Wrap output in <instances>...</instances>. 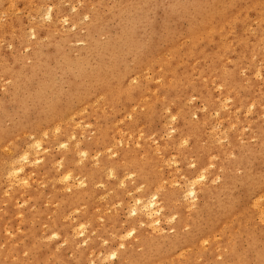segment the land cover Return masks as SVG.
<instances>
[{"label": "bare ground", "instance_id": "1", "mask_svg": "<svg viewBox=\"0 0 264 264\" xmlns=\"http://www.w3.org/2000/svg\"><path fill=\"white\" fill-rule=\"evenodd\" d=\"M2 1L5 2L0 0V5ZM145 2L144 4H147ZM194 2L195 7L190 3L194 7L191 10L189 6L179 9L182 20L187 21V29L179 32L175 24V29L163 46L152 43L150 47L148 46L143 59L129 69L125 70L122 67L113 45L122 41V45L126 46L129 38L134 36L129 25L138 23V19L132 18L120 27L118 33L108 36L100 47L96 46L98 51L94 60L84 63L90 67V73H85L89 75L88 86L92 88V94L79 95L81 83L71 81L67 88L68 96L76 99V105L69 108L66 102L55 108L53 106L46 118L38 120L40 118L35 116L38 121L36 120L28 132L34 138L26 142L24 152L18 153L17 147L13 144L12 132L1 134L0 196L6 197V189L14 187L13 193L6 199L11 208L14 207L15 199H21L24 195L19 189L20 184L24 189L27 185V179L20 176L23 167L25 164L40 161V154L48 147L43 146L46 144L43 139L48 138L47 134L58 135L53 136L46 145L54 143L65 149V142H70L73 134H77L83 128L82 122L91 116L93 124L88 127L94 134L91 143L97 149L108 158L107 152L117 148L116 137L122 142V146L118 150L117 158L111 161L107 176L104 175L102 162L96 167L85 169L83 181L77 183L81 186L77 192L68 193L66 196L62 194L56 208L51 209L48 216L43 212L33 213L27 221L28 230L24 235L27 241L21 242L18 248L11 243L7 244L6 241L5 246L0 248V264H12L14 261L16 264H44L36 243V240L39 242L41 238L35 239V232L31 227L34 222L39 226H45V231H49L52 228L57 229L62 221L61 227L66 226L70 229L71 239L68 247L74 249L77 245L75 240L77 231L80 233L85 225L92 229L96 226L98 218L108 217L107 209H111L114 215L113 225L116 223L118 210L114 209L113 205L117 204L120 209L124 208L123 195L129 196L130 192H134L135 196L132 205L125 206L131 216L128 222L129 229L123 234V230L113 227L115 233L110 236L119 240V245L122 246L125 244L124 237H131L124 253L118 255L121 261L123 260L122 264H204L206 256L210 257L214 264L248 262L264 264L263 157L254 154L256 157L252 169L250 170L251 167L248 171L242 169L244 172L242 171L239 181L244 196L241 200L234 201L235 197L226 193L228 181L234 178L230 176L233 166H236V161L239 162L241 158V155H236L237 151L245 149V155L242 156L251 158L255 153L254 147L251 146L253 143L250 144L253 140L260 141L264 150L262 128L264 74L260 73V70L264 69V0H194ZM6 3L8 8L13 9V0H7ZM32 12L37 14L39 11L35 9ZM141 13L136 15V18H142ZM46 17L47 21L50 20L51 12L48 11ZM142 21L144 22V19ZM105 30L90 24L86 28V37L89 38L93 32L102 33ZM120 32H124L125 36H121ZM133 40H130L131 44ZM85 52H89V49ZM107 60L114 75L103 80L102 62ZM245 64L256 79L263 80L261 87L258 80L253 82L246 77ZM186 89L190 91V97L199 99L202 104V112L198 119L191 118L194 114L191 105L186 108L183 106L186 97L182 92ZM253 105L256 106L255 118L248 122L246 114H249V108ZM161 109L167 112L164 119L174 122L165 120L160 122L159 130L169 136L167 140L157 142L155 136L154 138L149 136L153 130L155 117ZM119 111L131 117V121L123 128L119 122L124 117H121L123 114ZM245 122L247 132L243 131ZM124 128L125 133L121 136V130ZM17 130L16 134L22 133L19 127ZM74 149L73 151L78 150ZM82 154L86 155V152ZM86 158H89V155ZM178 162L192 167L188 177L186 173H182L183 178L180 173L176 174L173 164L176 165ZM68 167L67 165L54 174L46 172L44 174L47 175L46 180L64 183L66 186L64 189H69L73 173L66 169ZM165 167L168 169L167 174L164 171ZM217 173L221 175L222 180L228 178V181L220 187L208 185L213 183L214 178L218 176ZM175 176L182 178L177 187L173 182ZM103 180H108L107 191L112 195L97 201L101 193L95 186L100 184L104 187ZM101 190L103 192L104 189ZM197 198L202 199V205L193 209V201ZM95 208L98 209L97 212L91 211ZM220 209L224 211L220 212ZM161 210H167L169 217H174L169 227L171 233L167 237L161 234V228L158 226L161 220L168 219L164 217L165 215L159 218ZM72 213H79V223L76 225L69 222V219H73L70 218ZM202 224L206 225L205 230L199 229ZM3 233L4 230L0 227V236ZM41 236H44V233ZM92 244L98 246L97 243ZM26 254L32 256V262L25 263ZM109 256L113 258L116 254L110 252Z\"/></svg>", "mask_w": 264, "mask_h": 264}, {"label": "rangeland", "instance_id": "2", "mask_svg": "<svg viewBox=\"0 0 264 264\" xmlns=\"http://www.w3.org/2000/svg\"><path fill=\"white\" fill-rule=\"evenodd\" d=\"M4 1L5 2L2 1L3 3L0 5V136L1 134L3 135L5 133L12 132L14 135L13 144L17 147L18 153L24 152L26 149V142L34 138L33 135L28 133L32 125L38 120L46 118L50 114L49 111L53 108V106L55 108L57 105H63L66 102L69 108H72L76 105V99H72V97L68 96L67 88L71 81L75 80L81 83L82 88L79 90V95L88 96L92 94V88L90 89L88 86L89 75L85 73H90V67L88 65L85 66V64L94 60L98 51V47L96 48V46L100 47V44L104 42L108 36L113 35L115 32L118 33L120 31V27L124 24H127V22L132 18L138 19V23L132 26L129 25L131 31H133L132 35L134 33V36L133 38H129V41L126 42V46L122 45V41H118L117 44L113 45V49L118 54L119 59L122 62V67L125 70L129 69L143 59L146 51L152 43H156L157 45L159 44L161 47L164 45V43H166V41L169 40V35L172 34L173 29L179 28V32L184 28L187 29V21L184 19L182 20L179 9H185L189 6L190 8H188L191 10L196 6L194 0H184V2L183 0H148L149 2L147 0H13L14 7L11 9L8 8L6 3L7 0ZM143 1H147L145 2L147 4H144ZM132 2L134 3L130 4ZM190 3L194 4V7L192 4L190 5ZM174 5L175 9H173ZM35 9L39 11L37 14H33L32 12V10L35 11ZM165 9H167V11ZM48 11L51 12V21H47L46 13H48ZM172 11H174V13ZM139 13L143 14L142 18H136V15H140ZM172 13H176L177 15H173ZM145 17H148L147 20ZM143 19L144 22L142 21ZM96 22L100 23L97 24ZM172 23L173 25H171ZM90 24L97 28H105V33L102 32L104 33L105 37H103L102 33L93 32L91 33L92 35L87 38L86 28ZM161 25L165 30H163V27L161 28ZM9 28H11L12 31L11 29L8 30ZM143 29V32H145L144 34L142 32ZM166 34H168V36ZM120 35L125 36V33L120 32ZM179 35L182 34L179 33ZM100 36H102V38H100ZM158 39L160 40L158 41ZM130 40H133L132 44ZM138 40L139 42H137ZM161 40L165 41L161 42ZM142 42L144 43L142 44ZM139 44L140 46H138ZM55 48H58V50H55ZM88 49L90 53L85 52L88 51ZM33 53L35 55H33ZM137 54H141V56H137ZM85 55L87 56L84 57ZM82 59L84 60L82 61ZM102 65L104 67V76L102 78L103 80L109 79L114 75H112L110 62L108 60L103 61ZM245 68L246 77L250 81L254 82L255 80H258L259 85L263 82V80L260 78L256 79L254 75L251 74L247 68V64H245ZM260 73L264 74V69H261ZM84 76L86 77L84 78ZM135 84L136 82L134 81L133 85ZM52 88H55L56 91L54 89L52 90ZM37 91L40 93L44 92L41 94H45L44 97L41 96ZM85 91H87V93ZM182 93L183 96L186 97L183 102V106L186 108L187 106L191 105L193 107L192 112L194 113L191 118L198 119L202 112V104L200 103L199 99L190 97V91L187 89ZM28 100L30 101L28 102ZM57 101L60 103H57ZM255 107V105L251 106L249 108V114H246L248 122L255 118ZM169 109H171V106H169ZM119 113L123 114L122 111H119ZM117 114L118 113H116V119ZM166 114L167 112L165 109H161L153 122V130L149 137L154 138L155 136L157 142H159V140L165 141L169 136L166 135L165 132L159 130L160 122L163 120L170 121L172 123L174 122L164 119ZM35 116L40 119L36 118ZM121 117L124 118L119 123L123 128L126 123L131 121V117H128V114L126 113L121 115ZM92 118L93 117L89 116L85 121H81L83 123V128L77 134H73V137L69 139L70 142H65V149L54 143L51 145H46L53 136L58 135L57 133L47 134L48 138L43 139V141L46 143L43 146L48 147H46L42 154H40V161L37 163L33 162L32 164H25L23 167L20 176H23V178L27 179V185L24 189L22 188V184H20L19 189L22 193H24V195L21 199H15L14 207H9L6 202L8 195L13 193L12 190L14 187L6 189V197L0 196V227H2L4 230V233L0 236V248L5 246L6 241L7 244L11 243L15 248L20 247L21 242L25 243L27 239L24 237V235L28 230L27 221L30 216L36 212H43L45 213V216H48L50 214V210L56 208L58 201L62 197V194L63 196H66L68 193L77 192L81 187L78 186L77 183H81V181H83L85 169L96 167L100 164V162H102V167L104 168L105 172L104 175L107 176L110 169V163L112 160L117 158V155H119L118 150L122 146V142L118 137H116L117 148L109 150L107 152V158V156L101 150L97 149L91 143L94 134L90 131L88 126L93 124ZM120 118H118V120H120ZM243 126V131L247 132V122H245ZM18 127L20 128V131L24 133V135L22 133H15L18 131ZM262 128L264 131V123ZM124 133L125 128L121 130V136H123ZM263 133L261 132V134ZM62 140L59 139V141ZM252 143L253 145L251 146L254 147L253 151L255 153H253L254 157H248L250 158L249 162L246 163L248 158H245L246 156L243 157L245 155V149L237 151L238 153H236V155H241L240 157L242 160L240 158L239 162L236 161V163L239 165L235 164L236 166H233V171L230 176H233L234 178L231 177L232 179L229 181L227 180L228 178L222 180L221 175L217 173L218 176L214 178L213 183H209L208 185L220 187L228 181L226 193L235 197L234 201L241 200L244 196V193L239 178L242 177V174L246 169L248 171L249 167H251V170L254 166V158L256 157L254 154H259L258 156H261L264 159V150L261 147L260 141L253 140L250 144ZM72 145L73 147H71ZM186 146H188V144H186ZM74 148H78V150L73 151L75 150ZM82 152H86V155L82 154ZM87 155H89V158H86ZM175 164L176 165L173 164V168L174 171L177 172L176 174L180 173L181 177L183 178L182 173H186V176L188 177V172L192 167L185 163L180 164V162ZM67 165L69 167L66 169L73 173V178L70 181V184L72 185L69 189H64L66 188L64 183L52 182L50 179L46 180L48 179L47 175H44L46 172L48 174L58 173ZM164 171L167 174L168 169L165 167ZM182 178L180 179L179 176L173 177L175 180L173 181L175 187L178 186V183L182 180ZM24 182L25 181H23V183ZM108 186V180L105 181L104 187H101L100 184L95 186L98 188L97 190H100L101 193L97 198V201L104 200L106 197L112 195V193L107 191ZM102 188L104 189L103 192L101 190ZM165 188L169 187L165 186ZM114 190H116V188ZM35 193L37 194L34 195ZM134 196V192H130L129 196L123 195L122 203L125 206L130 207L132 205ZM220 197H222L221 194ZM239 197L240 199H238ZM193 204V209L199 208L202 205V199H195ZM125 206L124 208L120 209L117 204L113 205V208L118 210L117 217H115L116 223L114 225V215L111 209H107L106 213L108 217L98 218L96 221V226H94L92 229L87 228L85 225V228L80 233L78 230V234L76 235L75 239L77 241V245L74 249H70L68 247V243L71 239L69 237L70 229L66 226L62 228V221H60V226L57 229L52 228L49 231H45V226H39L37 222H34L31 227L35 232V239L36 237L41 238L39 242L36 240V243L38 244L39 254L42 256V262L44 264H122L123 260L121 261L120 256L118 255L124 253L131 240V237H124L125 244L122 246L119 245V240L111 238L110 236L115 233L113 227L123 230V234L124 231L129 229L128 222L130 221L131 216L128 214L127 208H125ZM97 210L98 209L95 208L91 211L97 212ZM221 210L222 209H220V212L224 211ZM91 214L94 218H96L93 213ZM160 215L161 216H159V218H161L163 215H165V218H170L169 212L167 210H161ZM70 218H73L69 219L71 225H76L79 223V213H72ZM168 219L167 221L161 220L158 225L159 228H161V234L165 237L171 233L169 227L170 224L173 223L174 217H171L169 220ZM134 229L137 231V227ZM199 229L205 230L206 225L202 224L201 228ZM42 233H44V236H41ZM92 243H97L98 246H93ZM110 252H114L116 256L113 258L110 257ZM31 257V255L26 254V259L24 260L25 263L32 262ZM12 264H16V261H14ZM204 264H214V261L210 257L206 256L204 259ZM246 264H251V262Z\"/></svg>", "mask_w": 264, "mask_h": 264}]
</instances>
